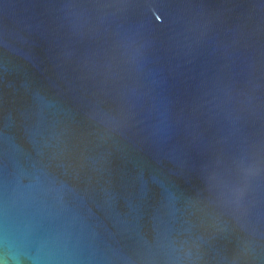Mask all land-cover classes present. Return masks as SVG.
Returning <instances> with one entry per match:
<instances>
[{
  "label": "water",
  "instance_id": "obj_1",
  "mask_svg": "<svg viewBox=\"0 0 264 264\" xmlns=\"http://www.w3.org/2000/svg\"><path fill=\"white\" fill-rule=\"evenodd\" d=\"M0 264H264V0H0Z\"/></svg>",
  "mask_w": 264,
  "mask_h": 264
}]
</instances>
